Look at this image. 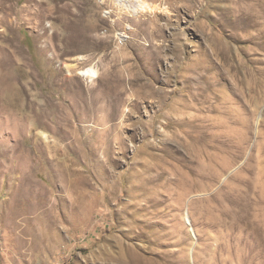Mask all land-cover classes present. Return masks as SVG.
<instances>
[{"label":"rangeland","instance_id":"374dc122","mask_svg":"<svg viewBox=\"0 0 264 264\" xmlns=\"http://www.w3.org/2000/svg\"><path fill=\"white\" fill-rule=\"evenodd\" d=\"M114 1L0 0V264H264V0Z\"/></svg>","mask_w":264,"mask_h":264},{"label":"bare ground","instance_id":"6f19581e","mask_svg":"<svg viewBox=\"0 0 264 264\" xmlns=\"http://www.w3.org/2000/svg\"><path fill=\"white\" fill-rule=\"evenodd\" d=\"M119 5L122 3L123 0H115ZM114 1V2H115ZM125 1V0H124ZM128 4L126 5L125 4V9L128 13H131V14H137L136 12H141L142 9L144 8H147L148 5L143 2V1H139V0H128L127 1ZM123 6V5H122ZM121 7V6H120ZM155 8V7H153ZM123 9V8H122ZM126 12V13H127ZM95 70L92 69V68H88L86 69L85 71H83L81 74H85L86 76L87 75H90V76H94L95 75Z\"/></svg>","mask_w":264,"mask_h":264}]
</instances>
